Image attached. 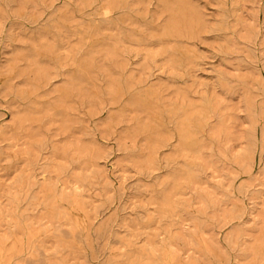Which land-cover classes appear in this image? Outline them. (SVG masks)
I'll return each mask as SVG.
<instances>
[{
	"label": "rangeland",
	"instance_id": "obj_1",
	"mask_svg": "<svg viewBox=\"0 0 264 264\" xmlns=\"http://www.w3.org/2000/svg\"><path fill=\"white\" fill-rule=\"evenodd\" d=\"M0 264H264V0H0Z\"/></svg>",
	"mask_w": 264,
	"mask_h": 264
}]
</instances>
